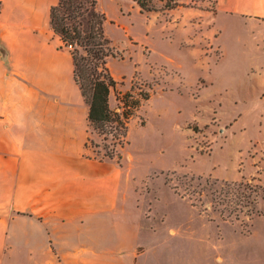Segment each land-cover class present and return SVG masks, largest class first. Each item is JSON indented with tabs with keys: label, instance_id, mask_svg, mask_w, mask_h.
Instances as JSON below:
<instances>
[{
	"label": "rangeland",
	"instance_id": "374dc122",
	"mask_svg": "<svg viewBox=\"0 0 264 264\" xmlns=\"http://www.w3.org/2000/svg\"><path fill=\"white\" fill-rule=\"evenodd\" d=\"M146 1L154 11L142 12L134 0H98L113 47L111 108L134 86L151 95L130 120L119 164L138 193L156 199L146 225L176 231L184 264H217L241 248L257 256L264 242L261 32L217 12L212 0ZM88 136L91 156L111 147V137L104 141L90 128ZM243 180L262 188L256 213L231 214L225 197L212 193ZM180 194L192 195L198 207Z\"/></svg>",
	"mask_w": 264,
	"mask_h": 264
},
{
	"label": "crops",
	"instance_id": "0c3cea01",
	"mask_svg": "<svg viewBox=\"0 0 264 264\" xmlns=\"http://www.w3.org/2000/svg\"><path fill=\"white\" fill-rule=\"evenodd\" d=\"M212 1L264 50V0ZM58 2L0 0V264H184L176 231L146 225L156 199L89 154V106L50 26ZM247 250L217 264H264V242Z\"/></svg>",
	"mask_w": 264,
	"mask_h": 264
},
{
	"label": "trees",
	"instance_id": "16d2710c",
	"mask_svg": "<svg viewBox=\"0 0 264 264\" xmlns=\"http://www.w3.org/2000/svg\"><path fill=\"white\" fill-rule=\"evenodd\" d=\"M134 2L142 12L155 10L146 0ZM177 6L178 3L175 2L166 9H175ZM106 22L107 16L99 10L98 0H59L58 4L50 9L51 30L61 39L63 47L71 50L74 79L89 106L90 130L103 136L104 141L111 137V147L105 146L101 157H92L116 160L119 163L122 159L120 150L127 144L130 120L151 95L142 85L134 86L130 92L117 98L116 110L111 108L110 96L112 91L116 90L117 81L108 67V58L113 55V47L106 34ZM90 144L93 142L88 137L87 148ZM206 183L210 184L209 180H206ZM223 187L212 194L225 197L227 207L233 208L231 214L235 210H248L250 213L249 209L251 213H256L254 205L257 203L261 187L246 180L237 184L226 182ZM194 194L202 195L201 192ZM180 195L187 197L193 206L198 207L196 198L192 195ZM232 203L235 207H232ZM237 205L241 208H236Z\"/></svg>",
	"mask_w": 264,
	"mask_h": 264
}]
</instances>
